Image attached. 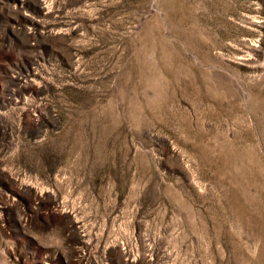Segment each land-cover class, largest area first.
Masks as SVG:
<instances>
[{"label": "rangeland", "instance_id": "rangeland-1", "mask_svg": "<svg viewBox=\"0 0 264 264\" xmlns=\"http://www.w3.org/2000/svg\"><path fill=\"white\" fill-rule=\"evenodd\" d=\"M0 264H264V0H0Z\"/></svg>", "mask_w": 264, "mask_h": 264}]
</instances>
